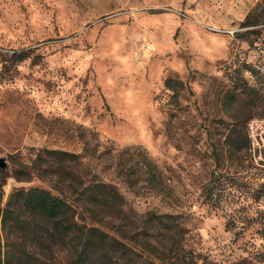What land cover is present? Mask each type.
<instances>
[{
    "label": "rangeland",
    "instance_id": "1",
    "mask_svg": "<svg viewBox=\"0 0 264 264\" xmlns=\"http://www.w3.org/2000/svg\"><path fill=\"white\" fill-rule=\"evenodd\" d=\"M253 119L264 120V0H0L1 240L15 190L67 193L81 175L117 186L123 228L165 262L256 264ZM51 149L86 172L70 166L63 181L56 161L36 162Z\"/></svg>",
    "mask_w": 264,
    "mask_h": 264
},
{
    "label": "trees",
    "instance_id": "2",
    "mask_svg": "<svg viewBox=\"0 0 264 264\" xmlns=\"http://www.w3.org/2000/svg\"><path fill=\"white\" fill-rule=\"evenodd\" d=\"M81 158L51 149L39 154L36 162L53 159L57 165L54 173L65 181L63 178H75L70 166L81 174L86 172ZM145 163L154 167L146 158ZM77 177L79 183L69 184L67 193L36 186L10 195L1 212L5 238H0V264H173L152 252L150 241L138 239L137 234L130 236L123 228L125 198L115 184L103 180L84 184L81 175ZM203 193L206 200H213L211 183ZM115 219L117 224L112 222ZM259 223L264 227L263 219ZM167 229L171 232L172 228ZM61 253L66 254L65 261L60 259ZM181 259L182 264H192L187 257ZM256 264H264V251Z\"/></svg>",
    "mask_w": 264,
    "mask_h": 264
},
{
    "label": "built area",
    "instance_id": "3",
    "mask_svg": "<svg viewBox=\"0 0 264 264\" xmlns=\"http://www.w3.org/2000/svg\"><path fill=\"white\" fill-rule=\"evenodd\" d=\"M258 128L261 129V132H264V120L262 119H253L248 125L250 133L254 135V138L259 134Z\"/></svg>",
    "mask_w": 264,
    "mask_h": 264
},
{
    "label": "water",
    "instance_id": "4",
    "mask_svg": "<svg viewBox=\"0 0 264 264\" xmlns=\"http://www.w3.org/2000/svg\"><path fill=\"white\" fill-rule=\"evenodd\" d=\"M7 162L5 157H0V171L6 168Z\"/></svg>",
    "mask_w": 264,
    "mask_h": 264
}]
</instances>
